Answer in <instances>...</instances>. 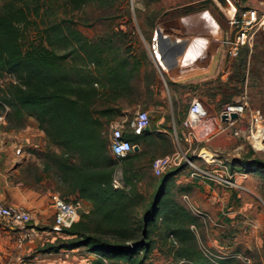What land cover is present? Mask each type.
Here are the masks:
<instances>
[{
	"label": "rangeland",
	"instance_id": "rangeland-1",
	"mask_svg": "<svg viewBox=\"0 0 264 264\" xmlns=\"http://www.w3.org/2000/svg\"><path fill=\"white\" fill-rule=\"evenodd\" d=\"M25 1L29 3L32 9L29 15L31 24L27 31L29 41L39 40L44 29L55 23H60L67 31L69 28L77 30L83 38L90 42L88 44L89 50L92 43L99 41L106 43L110 39L114 46L126 51L129 49L131 51H129L131 59L136 58L141 61L144 76L147 80L155 77L153 62L145 56L144 41L148 36V31L151 29L153 21L157 18L166 21L167 18L177 15L163 13L166 6L175 0ZM177 1L192 2V5L186 10V12L195 10L192 14L203 12L204 10H200L201 8L211 7L221 23V41L219 42L221 47L222 40L232 35V28L228 18L220 10L217 0ZM4 2L5 0H0V10ZM36 8H38V12H36ZM51 47L59 53H64L74 47H79V42L75 40H71L67 44L56 42ZM89 50L87 53L78 48L77 53L67 58L66 66L74 81H78L79 79L85 84L84 79L87 78L94 85L100 81L99 69L97 63L89 56ZM222 61L220 77L214 80L215 84L217 83L216 87L221 89L220 93L222 97L221 95L219 97L220 99L222 98V101H213L212 99L214 98L211 97L212 93L207 86L201 92L208 95V103L210 105L204 104L200 96L193 92L189 95L183 92V96L178 100V105H167L166 114L156 108L150 112V127L166 129L168 130V134L157 133L150 140L149 153H143L139 157L135 156L132 160L122 163L123 168L128 170L130 177L135 180L134 184L136 188L144 196L143 203L133 207L134 210L131 211L135 217H140L144 209L148 207V201L159 185L160 178L163 176L153 174L151 170L152 161L158 156L172 153L180 148L188 150L190 146V142L187 141L188 130L183 126L182 121L178 119V115L188 110L193 98H199L209 114L216 116L224 103H228L242 95H247V118L252 116L254 110L259 109L264 124V30L257 33L244 82L242 81V75L235 71L237 62L234 65V69L227 72L231 60L226 55L225 46L220 49L211 75L216 72ZM8 80H10L9 77L4 78L5 83H8ZM147 84L148 82L136 83L135 95L137 97L148 94L147 89H145L147 88ZM94 87L96 89L99 88L96 85ZM97 97L94 107L100 109L103 105V100L100 96ZM225 100L226 102H224ZM128 108L130 112L127 114V117L132 118L134 116V112H132L133 107L129 105ZM141 109L147 110L142 107L138 110ZM161 115H165L166 117L164 122H160ZM113 119L115 117L110 119L104 116L100 117L102 122L99 129L101 139L107 143L109 133L107 125ZM215 124L217 126L211 132L209 140L198 143L193 139L192 149L188 152V155L196 164L206 167L204 160L198 157V153L203 149L219 150L225 158H228L229 166L233 171H236L238 174L247 175L246 178L239 179V182L242 181L244 189L227 190L220 186L209 185V183L192 177L190 167L184 166L169 182V193L178 200L188 213L192 214L182 200V195L184 194L189 195L192 203L197 208L208 212L212 216L214 223L207 227L200 221L197 223L196 246L202 256L200 247L204 245L216 255L235 253L247 258V260L230 258L226 259L223 264H264V145H257L253 140L248 138L238 139L234 136L231 128L217 121ZM166 150L170 151L162 153ZM154 237L156 244L149 261L152 264L178 263L180 260L176 261L175 255L177 249L180 247V242L177 240V243H174L163 232ZM57 239H62L61 235L55 233L44 234L38 247L33 249L27 248L24 251L22 250V252L21 248L23 246L18 248L20 254L16 252V256L20 257L19 260L9 261L7 257L2 256L0 264H88L92 259L97 257L96 254L89 253L85 248L61 250L58 253L39 252V249L45 247L48 243L57 241ZM111 242L114 241L111 240ZM106 264H113V262L107 260ZM115 264L126 263L117 261Z\"/></svg>",
	"mask_w": 264,
	"mask_h": 264
},
{
	"label": "trees",
	"instance_id": "trees-1",
	"mask_svg": "<svg viewBox=\"0 0 264 264\" xmlns=\"http://www.w3.org/2000/svg\"><path fill=\"white\" fill-rule=\"evenodd\" d=\"M31 12L25 0H5L1 7L0 77L13 74L18 80L8 84L2 96L12 107L19 105L36 116L50 140L63 148V162L69 171L74 159V181L75 167H78L79 195L93 203L89 213L81 214L79 220L62 229L60 233L68 238L48 243L39 252L58 253L85 247L89 253L97 255L88 264H106L105 259L113 264L117 261L152 264L149 258L156 244L154 236L163 232L167 238L171 239L173 235L180 242L175 260L181 263L176 264H214L197 249L196 237L190 226L199 220L169 193V182L181 168L164 173L141 216L132 214L131 208L141 205L144 196L122 163L141 154L135 152L122 159L110 154L108 143L101 139L99 129L102 125L100 116L108 115L111 110L96 109L94 103L99 93L95 84L87 78L84 79L85 84L79 79L74 81L66 66L67 58L77 53L78 48L88 53L90 42L77 30L69 27L68 31L65 30L60 23L46 27L39 40L29 41L27 31ZM71 40L79 42V47L64 53L51 47L56 42L67 44ZM90 48L89 56L99 67L104 64L105 49L112 51L115 69L120 66H130L131 70L141 67L139 59H131L129 49L125 50L128 56L121 62L118 58L121 49L110 39L106 43H92ZM250 56V49L244 47L230 62V71L237 62L235 71L242 75L243 82ZM115 69L108 73L113 79L119 76L118 70L113 73ZM125 76L131 77L132 74ZM216 85L214 80L206 84L213 101L217 95L222 97L221 89ZM143 134L128 133L127 138L138 145ZM118 165L123 169L125 185L122 188L112 186V176Z\"/></svg>",
	"mask_w": 264,
	"mask_h": 264
},
{
	"label": "crops",
	"instance_id": "crops-1",
	"mask_svg": "<svg viewBox=\"0 0 264 264\" xmlns=\"http://www.w3.org/2000/svg\"><path fill=\"white\" fill-rule=\"evenodd\" d=\"M233 1L238 9L257 8L260 11L264 9V0ZM191 5L192 2L175 0L166 6L163 13L177 14L167 18V20L175 19L194 13L195 11L186 12V9ZM200 10L209 11L214 22L211 23L206 17L205 19L202 17L192 18L187 21L186 27L190 37L180 45L173 47L166 54L165 59L161 56L160 61L152 53L150 44L157 25L165 20L157 18L153 21L144 41L145 56L153 62L154 66L155 77L151 80H147L144 76L142 66L136 70H131L130 66H120L115 69L113 64L116 60H113L112 51L104 50V64L98 66L100 81L95 83L96 86H99L97 91L103 100L100 109L111 110L104 117H108V119L127 117L130 112L129 105H132L134 114L140 107L149 112L156 108L166 114L167 105H178V100L183 96V92L188 95L193 92L200 96L204 104L210 105L208 95L201 91L205 89L204 87L209 81L220 77L223 61L216 72L213 75L211 73L214 70L220 49L223 47L219 44L221 23L211 7L207 6ZM251 53L252 50H250V55ZM127 56L128 53L125 50L119 51L118 58L121 62ZM110 69H115L113 73L118 70L117 79L111 78V74H108ZM229 71L228 67L227 72ZM127 73L132 76H125ZM139 82H148L147 88H145L148 92L146 96L137 97L135 95V86ZM219 96H216L215 101L220 100ZM186 113L179 114L178 119L183 121ZM165 119V115H161L160 122H164ZM5 125L6 127H4ZM5 125L2 128L0 141V201L30 211L34 217V223L37 224L40 231V234L35 237L36 239L26 241L22 247L16 240L18 232L0 219V258L5 256L9 261H14L20 259L18 255L16 256V252L20 254L19 247H22L21 252L27 248L38 247L44 234L55 233L61 235L62 239L68 238L63 233L51 231L55 215L54 202L57 198L66 199L76 207L79 215L78 220L81 214L89 213L93 209V203L79 195L78 167H75L74 181V159L70 164L69 171L63 162V157H65L63 148L50 140L34 114L15 105L12 107ZM145 131L138 145L136 144L139 149L134 152L138 155L149 153L150 140L157 133L168 134V130L160 127H149ZM169 151L166 150L162 153ZM133 210L134 208H131V211Z\"/></svg>",
	"mask_w": 264,
	"mask_h": 264
},
{
	"label": "built area",
	"instance_id": "built-area-1",
	"mask_svg": "<svg viewBox=\"0 0 264 264\" xmlns=\"http://www.w3.org/2000/svg\"><path fill=\"white\" fill-rule=\"evenodd\" d=\"M227 1V6H223L218 2V6L226 14L232 28V35L222 40V46H225L228 58L233 60L239 56L242 48L247 47L252 50L254 47L257 33L264 30V9L261 11L257 8L240 10L232 0ZM150 47L152 53L160 61L161 54L159 52L157 31L154 32L151 38ZM5 77H9L8 83H5ZM11 82H18L13 74H6L0 79V141L2 128L6 124L7 117L12 109L10 103L3 98L2 91ZM247 108L248 97L242 95L223 104L218 115L212 116L199 98H193L182 121L183 126L188 130L187 141L190 142L188 150L180 148L172 153L156 157L151 165L153 174L161 176L172 169L187 166L191 169L192 177L205 183L220 186L227 190H243V183L242 181L239 182V179L246 178L247 175L233 171L229 166L228 158H225L219 150L203 149L198 153V157L204 160L206 167L196 164L188 155V152L192 149L193 139L198 143L210 139L211 132L217 126L216 121L231 128L236 138H248L257 145H264V124L261 111L259 109L254 110L252 116L247 118ZM232 113H236L237 118L233 119L231 117ZM223 117H225L224 120ZM150 122V112L143 109L138 110L132 118L124 116L111 120L107 125L109 131L108 147L113 157L122 159L132 154L137 145L127 138V134H143L150 127ZM124 185L123 169L121 166H117L112 176V186L122 188ZM182 200L204 226L207 227L214 223L212 216L208 212L197 208L192 203L189 195H182ZM54 208L52 232H61L62 229L70 227L73 222L78 220L79 215L76 207L64 199L57 198L54 202ZM0 219L18 232L17 242L21 246L40 234L37 224L34 223L32 213L22 207L0 201ZM190 228L196 235L198 231L197 224H192ZM171 240L177 243L173 235ZM200 249L203 256L214 264H223V261L230 258L247 260L246 257L235 253L216 255L204 245H201ZM219 259H221L220 262ZM105 263H107L106 259Z\"/></svg>",
	"mask_w": 264,
	"mask_h": 264
},
{
	"label": "water",
	"instance_id": "water-1",
	"mask_svg": "<svg viewBox=\"0 0 264 264\" xmlns=\"http://www.w3.org/2000/svg\"><path fill=\"white\" fill-rule=\"evenodd\" d=\"M221 5L227 6V0H218ZM203 18L205 17L212 23L214 22L213 16L209 11L192 14L186 17H178L175 19H170L162 21L157 25L158 33V46L161 56L165 59L166 54L173 49V47L180 45L182 42L187 40L190 37L189 32L187 31L186 22L192 18ZM163 59V60H164ZM165 63V62H164ZM166 64V63H165ZM231 117L233 119L237 118L236 113H232ZM225 117H223V120ZM139 149L138 146L135 147V151Z\"/></svg>",
	"mask_w": 264,
	"mask_h": 264
},
{
	"label": "bare ground",
	"instance_id": "bare-ground-1",
	"mask_svg": "<svg viewBox=\"0 0 264 264\" xmlns=\"http://www.w3.org/2000/svg\"><path fill=\"white\" fill-rule=\"evenodd\" d=\"M207 11V10H206Z\"/></svg>",
	"mask_w": 264,
	"mask_h": 264
}]
</instances>
